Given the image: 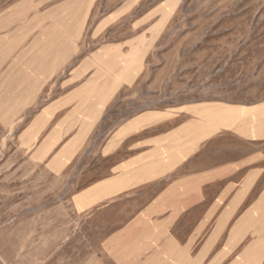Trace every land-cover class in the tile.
<instances>
[{
	"label": "rangeland",
	"instance_id": "374dc122",
	"mask_svg": "<svg viewBox=\"0 0 264 264\" xmlns=\"http://www.w3.org/2000/svg\"><path fill=\"white\" fill-rule=\"evenodd\" d=\"M44 55L73 57L56 82L96 55L118 90L81 159L62 169L19 145L33 111L15 122L20 95L0 86V264H112L114 232L141 231L132 220L190 171L192 152L205 167L264 150L241 138L264 103V0H0V81L29 77L24 66ZM130 121L134 134L102 152ZM131 156L135 188L78 204Z\"/></svg>",
	"mask_w": 264,
	"mask_h": 264
},
{
	"label": "crops",
	"instance_id": "0c3cea01",
	"mask_svg": "<svg viewBox=\"0 0 264 264\" xmlns=\"http://www.w3.org/2000/svg\"><path fill=\"white\" fill-rule=\"evenodd\" d=\"M72 58L44 55L38 64L24 66L29 77L0 81L1 87L20 95L10 107L22 117L15 122L33 111L17 133L19 145L31 150L37 160L62 169L81 159L118 90L109 88V80L103 78V60L96 55L85 56L56 82L57 73ZM117 71L116 66L109 73ZM235 111L229 109L227 114ZM254 111L256 125L241 138L263 143L264 103ZM134 127L131 121L123 125L108 138L102 152L114 154L134 134ZM262 146L205 167L194 165L200 151L192 152L190 171L162 189L158 198L147 200L132 220L131 225L141 224V231L114 232L119 241L110 251L118 258L112 264H264ZM135 158L115 165L111 176L83 188L75 198L78 204L92 207L135 188ZM161 166L166 173V165Z\"/></svg>",
	"mask_w": 264,
	"mask_h": 264
}]
</instances>
